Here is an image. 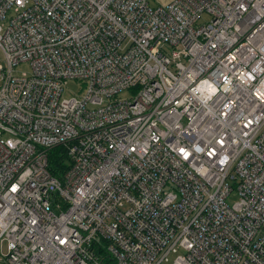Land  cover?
<instances>
[{"label":"built area","instance_id":"built-area-1","mask_svg":"<svg viewBox=\"0 0 264 264\" xmlns=\"http://www.w3.org/2000/svg\"><path fill=\"white\" fill-rule=\"evenodd\" d=\"M3 242L0 264H264V0H0Z\"/></svg>","mask_w":264,"mask_h":264},{"label":"rangeland","instance_id":"rangeland-1","mask_svg":"<svg viewBox=\"0 0 264 264\" xmlns=\"http://www.w3.org/2000/svg\"><path fill=\"white\" fill-rule=\"evenodd\" d=\"M173 0H150V5L152 7H157L160 5H168L171 3ZM207 16L205 17V19ZM30 70L29 64L28 63H21L18 66H16L15 71L17 75H21L22 72H28ZM81 83H77L76 81H70L69 86L65 89L64 96L65 97H70L75 95L76 93L78 94L81 92ZM133 96V92L129 90H125L119 95V99H129ZM237 194L234 193L229 199L228 203L234 204L235 201L237 200ZM7 253V242H3L0 244V254H6ZM173 259V258H172Z\"/></svg>","mask_w":264,"mask_h":264},{"label":"trees","instance_id":"trees-1","mask_svg":"<svg viewBox=\"0 0 264 264\" xmlns=\"http://www.w3.org/2000/svg\"><path fill=\"white\" fill-rule=\"evenodd\" d=\"M50 165L54 175L61 176L67 169L66 155L63 147H56L50 151Z\"/></svg>","mask_w":264,"mask_h":264}]
</instances>
